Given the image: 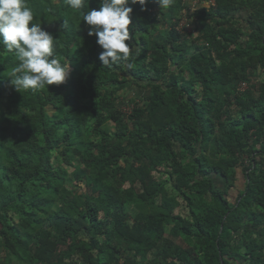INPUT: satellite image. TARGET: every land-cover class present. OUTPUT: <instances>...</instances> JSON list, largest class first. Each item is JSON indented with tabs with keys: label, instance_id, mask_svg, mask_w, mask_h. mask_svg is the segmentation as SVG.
Listing matches in <instances>:
<instances>
[{
	"label": "trees",
	"instance_id": "obj_1",
	"mask_svg": "<svg viewBox=\"0 0 264 264\" xmlns=\"http://www.w3.org/2000/svg\"><path fill=\"white\" fill-rule=\"evenodd\" d=\"M190 1L128 5L108 68L100 0H27L70 75L16 92L0 44V264H264V0Z\"/></svg>",
	"mask_w": 264,
	"mask_h": 264
},
{
	"label": "clouds",
	"instance_id": "obj_2",
	"mask_svg": "<svg viewBox=\"0 0 264 264\" xmlns=\"http://www.w3.org/2000/svg\"><path fill=\"white\" fill-rule=\"evenodd\" d=\"M64 2L74 11H82L85 5V0ZM155 2L160 8H168L172 0ZM147 3L148 0H100L98 9L83 12L88 35H94L102 49L99 60L103 66L112 68L129 60L132 46L126 41L132 39L129 25L133 8L128 5L139 4L143 11ZM0 44L18 61L9 74V86L16 92H39L49 85L65 83L70 75L69 63L56 55L55 38L36 22L27 0H0Z\"/></svg>",
	"mask_w": 264,
	"mask_h": 264
},
{
	"label": "rangeland",
	"instance_id": "obj_3",
	"mask_svg": "<svg viewBox=\"0 0 264 264\" xmlns=\"http://www.w3.org/2000/svg\"><path fill=\"white\" fill-rule=\"evenodd\" d=\"M182 24L184 23V20L181 22ZM196 26H197V23H196ZM195 24L191 27L188 28L189 30V34H194V35H197L198 34V30L196 28ZM128 98L131 97V96H134L135 93L134 92H131L129 94H125ZM129 110V106L125 105L124 106V111H128ZM242 186H243V182H239V187L237 190H234L231 192V199L232 200H235L236 196L238 195V193L240 192V190L242 189Z\"/></svg>",
	"mask_w": 264,
	"mask_h": 264
},
{
	"label": "built area",
	"instance_id": "obj_4",
	"mask_svg": "<svg viewBox=\"0 0 264 264\" xmlns=\"http://www.w3.org/2000/svg\"><path fill=\"white\" fill-rule=\"evenodd\" d=\"M214 0H210V3H213ZM196 3L198 2H195L194 5H196ZM186 12L187 10H184V17L183 19L180 21L179 25L177 26V29L178 30H185L186 32H189L188 28L191 27L190 23L188 22L187 18H186ZM184 20V23L182 24L181 22Z\"/></svg>",
	"mask_w": 264,
	"mask_h": 264
},
{
	"label": "crops",
	"instance_id": "obj_5",
	"mask_svg": "<svg viewBox=\"0 0 264 264\" xmlns=\"http://www.w3.org/2000/svg\"><path fill=\"white\" fill-rule=\"evenodd\" d=\"M190 2H191V7H192V8L198 7V5L201 4V3H200V0H191ZM195 2H198V3H196V5H194Z\"/></svg>",
	"mask_w": 264,
	"mask_h": 264
}]
</instances>
